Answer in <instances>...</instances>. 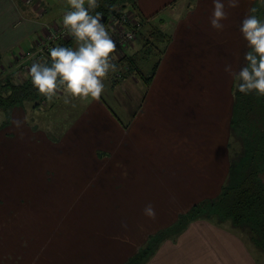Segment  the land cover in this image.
Listing matches in <instances>:
<instances>
[{"label": "rangeland", "instance_id": "1", "mask_svg": "<svg viewBox=\"0 0 264 264\" xmlns=\"http://www.w3.org/2000/svg\"><path fill=\"white\" fill-rule=\"evenodd\" d=\"M49 1L53 8L48 13L52 11L56 18L52 22L59 25L62 18L59 15L66 10L68 2ZM141 1L146 9L152 6L159 8L164 4L167 7L157 16L148 18V14L140 13V0H135L136 7L129 3L125 6L129 23L119 28L111 17L105 20L111 35L119 29L133 27L134 36L116 45V70L104 79V91L96 97L102 101L99 105L112 115L118 125L125 127L133 123L132 140L127 136V148L115 150L125 142L122 136L118 142H110V149L100 150V143L112 141L116 136L113 126L101 127L102 115L97 126L91 123L78 137L72 134L78 127L77 118L85 115L86 111L92 113L89 103L96 98L68 97L66 101L63 91L47 98L44 101L47 105L41 109H33L29 102L25 103L21 111L17 110L20 118L16 112L11 125L0 131V264H107L109 258L121 257L139 248H131L128 252L125 246L134 237L135 226L143 218L142 214L145 215L143 209L149 201L151 204L160 199L157 204L159 214L171 212L178 205L181 208L187 200L194 199L193 205L208 196V192L213 194L229 175H224L226 171L221 174L220 170L213 169L209 171L211 176L205 177L207 183L202 184L203 169L195 166L193 160L198 154L197 147L209 145L212 141L216 151L213 156L219 153L224 161L223 165L220 158H214L218 163L212 160L213 166H225L227 160L229 169L235 145L228 147L226 144L231 139L229 123L227 127L221 125L226 110L231 116L233 81L224 71V65L231 63L238 69L243 63L245 47L238 32L242 8H230L226 2L228 19L224 21V29L217 31L209 24L211 12L203 15L201 22L197 8L191 15L190 11L195 10L193 5L198 0ZM251 1L245 13L254 6L257 14L264 18V2ZM156 28L169 39L147 40V34ZM60 37H53L45 44L49 47L50 42ZM125 46L129 53L134 52L138 71H130L123 76L126 64L122 63L121 56ZM37 58L19 62L16 67L20 79L34 60L41 59ZM161 62L164 63L162 68L158 67ZM4 70L0 72V91L4 90L1 85L6 77L13 79L11 69L7 71L5 67ZM118 70L119 75L116 74ZM154 77L155 83H152ZM172 82L179 83L173 89L174 94L169 88ZM151 86L152 96L149 98H155L158 119L143 131L138 124L140 111ZM189 106L198 109L197 120ZM71 134L73 137L69 139L66 135ZM62 135L64 142L60 141ZM79 143L86 148H95L99 153L92 149L91 153L78 152ZM202 150L204 152L205 148ZM75 157L80 159L76 161ZM141 161L147 164L144 166ZM154 162H159L162 170L153 166ZM163 170L164 175L160 172ZM155 173L164 179L153 181ZM127 177L143 181L133 184ZM65 181L70 182L66 184ZM104 199L118 208L117 213L127 222L122 228L127 230L118 237L105 236L106 231L99 232L95 221L106 217L91 214L83 220L79 216L84 212L82 210L99 206L94 201ZM118 219L120 217H115ZM198 220H205L208 225H204L198 236L194 233L184 235L182 245L187 244L183 247L185 251L194 250L193 245L199 240H216L210 224L219 225L216 229L225 232L221 227L226 225L229 230V225L232 229L229 233L247 241L253 261L264 264V252L255 246L246 230L233 225L229 219L221 220L214 215L211 218H194L187 224ZM87 225L91 230L84 228ZM167 234L177 237L180 232ZM94 239L96 241L93 242ZM235 264H241V261Z\"/></svg>", "mask_w": 264, "mask_h": 264}, {"label": "crops", "instance_id": "2", "mask_svg": "<svg viewBox=\"0 0 264 264\" xmlns=\"http://www.w3.org/2000/svg\"><path fill=\"white\" fill-rule=\"evenodd\" d=\"M156 1L161 2V0H156ZM251 2H252L251 0L250 2L249 0H240L237 8H242L243 15L245 14V8H248ZM45 3L48 5L49 9H47ZM140 4H141L140 13L144 15L148 14L147 15L148 18H153V16H151L152 14L156 12L158 14L160 10L167 7V5L164 4L159 8H157L156 6H152L146 9V6L142 3L141 0H140ZM52 8H53V4L49 0H0V72L2 71L4 72L5 67H7V71L11 69L13 76L18 75L17 73L18 67L16 66L22 60L27 59V57H24L22 55H24V53L27 51H30V53H32L33 51L39 49L44 42L49 41L51 38H53V36L56 34L57 29L62 24L60 23L59 25L57 24L54 25V23L52 22V19H56L54 18L52 11L48 13V11L52 10ZM196 8L198 9L197 12L200 15L197 17H201L200 19L201 22L203 19V15H206L208 14V12H211L212 0H203V1L198 0L194 8L195 10L190 11L191 15L195 14ZM62 9L63 6H61V10ZM125 11L126 9L124 7L123 12ZM62 13L63 12L60 13L59 17L63 15ZM123 52L125 54L129 53L127 46L123 48ZM164 61L166 60L163 59V62ZM163 62H161L158 67L160 68L164 67ZM155 77L153 78L152 83H155L154 82ZM178 84H179L178 82H172L171 85L169 86V88L172 89L171 91L172 94L175 93L173 89L175 88V86H178ZM151 91H152V86L148 88L149 93L145 95L142 103V108L140 111L141 119L138 124L143 129V131L145 129H148L149 127H152L158 119L157 105L156 102L154 101L155 98L153 97L149 98L150 96H152L150 94ZM101 102L102 101L96 98L93 101H91V103H89V106H91L93 109L92 113L86 111L85 115H82L81 117L77 118L78 127L76 128L75 132L72 134L78 137V134L81 131H85L87 126H89L91 123L97 126L100 117L102 115L103 121L101 127L103 128L107 126V124H109L111 127L113 126V130L116 133V136L115 139H112V141L107 140L105 143H100L99 145L100 150L102 148L110 149L109 147L110 142L111 143H113L114 141L118 142V140H120L122 136H124L125 142L123 143L122 147L120 148L116 147L117 149L115 148V150L118 151L125 147L127 148V145L129 144L126 142L127 136L132 140L133 123H131L130 126H125V127L118 125L117 122H115L112 119V115L106 109H104L102 105H99ZM188 109L192 112L193 116L195 117V120H197L198 109L192 106H189ZM19 111H21V109H19ZM19 111H17L16 109L17 114ZM229 117H230L229 110H226L224 120L221 126L223 125L226 127L228 126ZM19 118L20 116L18 114V119ZM72 134L66 136L69 139H71V137H73ZM60 141L62 142L65 141V139H63V135ZM197 148H198V154L195 155L193 164L203 169L204 180L202 184L207 183L205 181V177L211 176L209 171L211 172V170L213 169L220 170L221 174L224 171H226L224 175H227L228 173L227 160L225 166H223L224 161L220 158L219 153H217L215 157L213 156V153H215L216 151L214 152L212 141L209 145L198 146ZM203 148H205L204 152L202 150ZM91 149L94 152L99 153L98 150H96L95 148H86L80 143L78 144L77 151L78 152L87 151L88 153H91L92 152ZM150 150L152 151V148ZM202 152L203 154H201ZM92 156L95 157L96 154H93ZM75 158L76 161L80 159L79 157H75ZM214 158H220L223 161V165L219 163L220 165L214 167L213 166L214 161L217 162V160ZM141 164L145 166L147 162L141 161ZM153 166L158 167L159 170H162L161 164L159 162H154ZM189 166L191 165L189 164ZM160 172L162 175H164L165 173L164 170ZM174 174L171 173V175ZM155 175L156 176L152 177L153 181L164 179V177H160L159 174L155 173ZM127 179L129 183H133V184H137L140 181H143L137 178L134 179L133 177H127ZM69 182L70 181H65L64 183L67 184ZM220 184H222V182H220ZM202 189L206 190L205 188ZM218 190H219V186L213 194H209L210 192H208V196H205L202 199H207L210 195H211L210 197H212L218 192ZM105 200L106 199L97 202L94 201V203H99V206L94 205L93 207L86 208L82 210L84 212L79 216L83 218V220H85V218L87 216H90L91 214L100 215L101 217H106V219H98L95 221L99 225V232L106 231L105 236L114 235L118 237L119 234H122V232L124 233L127 230L126 228L122 230L123 226L127 225V222L125 221L123 216L117 213L119 209L112 207L110 204L106 203ZM159 200H157L155 203H151V205L155 209V213H156L155 218H151L148 217L147 215L145 216L142 214L143 218H141L140 222L136 224L134 229L135 235L127 242V245L125 246L126 248H128V252L130 251L131 248L141 246L149 234L154 233L159 229L170 226L172 222L176 220L177 216L187 211V209L193 203L192 201H194V199L187 200L184 202L183 204L184 206H182L181 208L178 205L175 208H173L171 212H164L162 214H159L157 208V204ZM148 203L150 204V201ZM115 217H120V219L115 220ZM204 225H208L205 220L202 221L198 220L185 225L184 228L181 231H179L180 234L177 235V237L176 236L174 237L173 234H169V235L167 234L165 236L166 238H164V240L162 239L159 242L155 253L152 254L150 257H148V259L143 264H235L237 261H241V264H256V262H254L252 259L253 253L248 249L247 241L243 240L242 237L241 236L239 237L237 234L229 233L228 231L232 230L229 225H227L229 230L225 228L226 225L221 227L224 230H226L228 232L227 233L223 230L220 231V229H216V226L219 225L210 224L211 232H213V236L216 238V240L210 238L199 240L193 245V248L195 249L198 248V249L185 251L183 247H187V244L186 246L182 245V243L184 242L182 241L184 239V235L186 236L189 233H194L196 236H198L200 235V231L204 230ZM84 228L87 230H91L90 225H87ZM174 231L175 229H172L169 232L173 233ZM136 233L138 234V236ZM224 234L225 236L223 237ZM94 241H96V239H94L93 242ZM186 242H188V240H186ZM90 247H92V245ZM77 248L79 249V247ZM131 253L127 255L124 254L125 257L124 256L116 257V258L111 257L106 262L107 264H122L131 255ZM83 256L85 257V255Z\"/></svg>", "mask_w": 264, "mask_h": 264}, {"label": "trees", "instance_id": "3", "mask_svg": "<svg viewBox=\"0 0 264 264\" xmlns=\"http://www.w3.org/2000/svg\"><path fill=\"white\" fill-rule=\"evenodd\" d=\"M126 3L136 7L135 0H97L93 14L105 13L106 19L112 15L118 16L123 12ZM156 14L157 12L151 16ZM147 35V40L169 39L159 28ZM56 44L75 47V41L67 36L50 42V46ZM47 50L41 58L47 57ZM121 59L122 63L126 64L123 76L130 71H138L134 52L124 53ZM14 77L15 75L13 79L6 77L1 85L4 90L0 91V131L11 125L16 109H22L25 103L29 102L33 109H41L47 105L44 104V101L48 100L47 97L35 90L26 74L21 79L20 76H17V79ZM144 79L147 81V78ZM232 95L229 119L231 139L227 143L228 147H235L229 161V175L220 185L218 193L191 205L187 211L179 214L170 226L149 234L145 242L122 264H143L169 231L175 229L177 233L191 219L211 218L213 215L221 220L229 219L233 225L246 230L255 246L264 252V97L240 93L234 82Z\"/></svg>", "mask_w": 264, "mask_h": 264}, {"label": "clouds", "instance_id": "4", "mask_svg": "<svg viewBox=\"0 0 264 264\" xmlns=\"http://www.w3.org/2000/svg\"><path fill=\"white\" fill-rule=\"evenodd\" d=\"M67 2L60 23L66 36L75 41V47L49 46L47 57L34 60L26 77L35 90L47 98L58 91H63L66 101L68 97H99L105 88L104 79L117 67L115 41L101 14H93L97 0ZM239 2L227 0V6L236 8ZM228 15L226 0H212L209 24L213 29L222 31ZM238 32L245 47L243 63L238 69L226 63L224 71L240 93L264 97V18L257 14L256 7H250L241 17ZM143 213L151 218L156 215L151 204L145 205Z\"/></svg>", "mask_w": 264, "mask_h": 264}, {"label": "built area", "instance_id": "5", "mask_svg": "<svg viewBox=\"0 0 264 264\" xmlns=\"http://www.w3.org/2000/svg\"><path fill=\"white\" fill-rule=\"evenodd\" d=\"M111 18H112L113 22L116 23L119 26V28H120V25L123 27V25H125V24L130 22L129 18H128L127 14L125 12H122L118 16L112 15ZM63 35H65V30L63 29V26L61 25L57 29L56 34L53 37L54 38L58 37V36L62 37ZM133 36H134L133 27H128V28H124V29H119L116 34L112 35V38L115 41V44L119 45V44H122L123 42L125 43L127 40H131V38H133ZM45 45L46 44L44 42L43 45L38 49V51H33L32 53H30V51H27L22 56L27 57V58H33V59L38 57L37 59H39V58H41L43 56V53H45V51L48 48V46L47 45L45 46ZM119 72H120V70H118L116 72V74L119 75Z\"/></svg>", "mask_w": 264, "mask_h": 264}, {"label": "water", "instance_id": "6", "mask_svg": "<svg viewBox=\"0 0 264 264\" xmlns=\"http://www.w3.org/2000/svg\"><path fill=\"white\" fill-rule=\"evenodd\" d=\"M101 14V19H102V21L103 22H105V20H106V14L105 13H100Z\"/></svg>", "mask_w": 264, "mask_h": 264}]
</instances>
